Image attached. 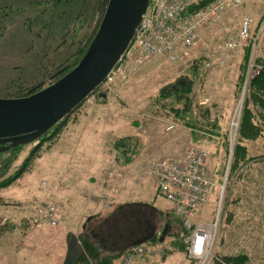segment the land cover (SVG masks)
I'll return each mask as SVG.
<instances>
[{
    "label": "rangeland",
    "instance_id": "374dc122",
    "mask_svg": "<svg viewBox=\"0 0 264 264\" xmlns=\"http://www.w3.org/2000/svg\"><path fill=\"white\" fill-rule=\"evenodd\" d=\"M99 2L100 0H0V98L12 99L18 94L39 92L72 71L83 51L92 44L91 42L89 45L87 40H91L96 29ZM240 13V18L246 16V13ZM193 54L192 51L189 55V65L194 59ZM261 55L258 60L260 63L264 60V43L261 46ZM246 56L247 53L240 68V80L239 76L236 78L237 97L233 103L227 102L228 111L224 107L220 109L209 94L205 98L201 93L203 89L211 87V84L213 88L217 86L215 84H221L224 81L223 74L214 82L209 77L208 81L202 79L203 77L195 80L168 57L157 58L131 76L119 79L111 92H101L98 88L90 96L92 104L84 102L85 107H104L103 110L112 112H108L107 117H119L120 128H117L119 125L107 127L105 140L117 138V141L129 137L124 141L131 144V148H122L114 156V160L120 161V202L151 203L158 211L161 221L157 227V237L146 243L147 245L143 244L148 249L146 256L149 257L150 264H191L187 260L182 237V232H185L174 213L173 204L160 194L158 180L149 172L152 161L177 156L178 152L188 146L203 147L209 152L208 174L218 185L216 195L209 205L198 210L195 220L215 221L218 207L222 205L216 258L224 262L227 257H244L246 264H264V124L260 123L258 126L262 132L255 139L241 140V126L248 107L250 84L245 92L241 125L231 160L229 152L230 119L241 99V77ZM205 68V71L210 72V69ZM59 71L61 75L57 76ZM188 82L192 84L194 92L191 94V98H195L193 106H184L183 103L175 105L172 98L161 97L162 92L169 94L175 87ZM204 98L207 100L204 101ZM76 115L75 112L71 114L68 122L73 121ZM170 125L175 128L168 131L167 127ZM174 135L177 136L174 138ZM57 140L55 138L48 144L44 142L41 155L27 165L23 175L11 186L0 189V213L23 211L27 213L26 217L21 212L18 216H12L11 220L28 223L32 204L47 199L38 197L30 200L32 192L22 199L20 191L29 186L31 178L34 180L39 166L46 164L48 156L42 155L57 146ZM111 143L112 146L114 143ZM39 144L40 140L24 145L12 157L10 154L0 155V163L7 159L11 162L6 177L19 171L33 147ZM239 145L246 149V158L235 167V152ZM61 147L71 149L72 143L68 146L63 144ZM173 147L176 148L172 149ZM261 167L263 169H259ZM110 175L113 177L114 173L111 172ZM261 175L263 179H260ZM40 186L42 189L49 188L48 182H42ZM115 191L117 192V188ZM48 198L51 200L53 197ZM64 221L65 219L59 226L65 224ZM86 223L87 220L83 224ZM166 224H169V232L161 241ZM3 227L0 226V232ZM80 231L83 235L78 239L80 242L74 244L76 247L70 243L74 254L69 257L64 236H60L56 244L52 239H41L34 233L24 239L19 236V231L12 237L2 236L0 264L17 262L18 259L20 261L19 254H15L14 250H24L25 246L20 241L23 240L26 244V239L36 251H40L41 258L50 260L49 264L55 259L57 264H75L74 256L84 248L82 238L85 232L82 229ZM29 259L31 261L32 257ZM217 263L219 262L215 264Z\"/></svg>",
    "mask_w": 264,
    "mask_h": 264
},
{
    "label": "built area",
    "instance_id": "2783aa9c",
    "mask_svg": "<svg viewBox=\"0 0 264 264\" xmlns=\"http://www.w3.org/2000/svg\"><path fill=\"white\" fill-rule=\"evenodd\" d=\"M197 1L150 0L130 46L99 91L111 92L119 79L131 76L157 58L168 57L183 69L189 67L190 51L203 32L208 37L204 44L208 69L227 67L230 55L243 50L247 53L241 77L243 90L228 131L231 160L241 125L245 92L264 71V60L258 62L264 43V0H258L263 5L258 20L250 16L240 18L235 13L251 0H213L203 8L192 10ZM86 102L92 104V99L89 97ZM173 129L174 126L167 128L168 131ZM208 161L209 152L205 148L188 146L177 156L159 158L149 165V172L158 180L160 194L173 204L174 213L184 229V244L191 264H225L215 255L222 205L218 207L215 221H195L198 210L209 205L218 191V185L208 174ZM31 209L28 221L35 227H58L62 221L61 204L53 198L35 201ZM6 222L4 219L0 226ZM147 252L146 246H135L123 256L120 264H148L144 260Z\"/></svg>",
    "mask_w": 264,
    "mask_h": 264
},
{
    "label": "crops",
    "instance_id": "0c3cea01",
    "mask_svg": "<svg viewBox=\"0 0 264 264\" xmlns=\"http://www.w3.org/2000/svg\"><path fill=\"white\" fill-rule=\"evenodd\" d=\"M240 12H242L243 15L246 13V16L258 20L262 15L263 5L258 0H251L244 7L235 11L238 15ZM207 38V33L203 32L200 41L194 50L192 49L190 51V54L193 51V61L201 60V68L203 71L200 72V78L202 76V79L208 81L209 77L210 80L214 82L223 74L222 77H224V81L221 84H215L217 86L214 88L213 84H211V87L203 89L201 93H203L205 98L209 94L213 102H217L220 109L224 107V109L228 111L227 102L233 103L237 97L236 78L241 75L240 68L244 61L245 52H243V50L234 52L228 59V67L218 71L210 69V73L209 71H205L207 50L204 44ZM205 98L204 101L207 100ZM221 105L224 106L221 107ZM85 106L86 104L82 105V107L80 106L75 112L77 115L74 117V120L69 121L64 126L61 134L57 138L58 145L42 155V157L44 155L48 156L46 164L44 166H39L37 176L34 180L31 178L29 186L20 191L23 196L22 199H25L31 192L32 196L30 200L38 197L47 198L46 200L49 199L48 197L55 198L56 201L61 204V219H65V224L58 227H51L48 225L35 227L26 221L21 223L16 219L11 220L12 216H18L21 212L23 217L27 215V213H23V211L19 212L14 208L16 211L0 213V220L7 219L6 224L0 232L1 238L2 236L12 237L19 231V236L22 237V239L34 233V235L36 234V236H39L41 239L44 237L52 239L53 243L56 244L58 238L64 236L67 242H65L66 253L69 257L70 254H74L70 243L74 246V244L80 242L78 240L82 234L80 229H82V232L83 230L85 232L93 217H98L97 220H101L119 208L120 203H127L120 202V161L117 159L114 160V156H116L115 152H117V150L114 149V144L117 138L110 141L104 139V135L108 133V131L105 130L107 127L119 125L117 128H120V119L118 116L107 117V115L112 112L108 111V113L103 110L104 107L93 109ZM176 136L177 135H174L173 137L175 138ZM112 141L114 144L111 146ZM70 143H72L71 149H64L61 147L63 144L68 146ZM174 148L176 147L172 149ZM169 153L172 152L169 151ZM180 153L181 151L178 152V154ZM115 161L117 164H115ZM259 169H263V167ZM111 172L114 173L113 177L110 175ZM40 174L41 176H39ZM260 179H263L262 175ZM42 182H48L49 188L42 189L40 186ZM116 188L117 192L115 191ZM102 196H104V198H102ZM245 204L247 203L245 202ZM6 207L9 208V206ZM86 220L90 221L87 223L86 229H84L83 223ZM20 242L24 244L25 249L19 252V249H15L14 252L15 254H19L22 260L20 259L19 261L18 259L17 262H8V264H49L48 262L50 260L41 258L40 251H36L34 246H31L29 242H27V239L26 244L23 240ZM22 246L23 245H21V248ZM39 248L41 249V246ZM114 250L115 249L108 251L109 254H107V256L120 253L119 249L117 252H114ZM28 256L32 257L31 261ZM148 259V256L144 258V260L150 264ZM56 260L57 259L51 260L50 264H57ZM73 260L76 262L75 256ZM121 260L120 257L114 258L111 264H120ZM189 263H191L190 260ZM211 264H215V262Z\"/></svg>",
    "mask_w": 264,
    "mask_h": 264
},
{
    "label": "water",
    "instance_id": "95a60500",
    "mask_svg": "<svg viewBox=\"0 0 264 264\" xmlns=\"http://www.w3.org/2000/svg\"><path fill=\"white\" fill-rule=\"evenodd\" d=\"M149 1L109 0L98 32L77 67L28 97L0 98V154L36 143L103 84L132 42ZM168 232L166 224L161 241ZM156 236L153 232L134 246L149 243Z\"/></svg>",
    "mask_w": 264,
    "mask_h": 264
},
{
    "label": "trees",
    "instance_id": "16d2710c",
    "mask_svg": "<svg viewBox=\"0 0 264 264\" xmlns=\"http://www.w3.org/2000/svg\"><path fill=\"white\" fill-rule=\"evenodd\" d=\"M213 0H198L192 6V10H197L203 8L208 3ZM109 0H100L98 5V19L95 32L91 36V40H87L89 45L94 40L98 29L100 27L102 18L108 7ZM5 9V8H4ZM1 13V12H0ZM2 23L0 22V26ZM1 35V34H0ZM89 47V46H88ZM88 48L83 51L81 56L75 62L73 69L79 65ZM201 60L192 61L190 67L184 68L185 72L189 77L200 78V72L203 71ZM193 73V75H192ZM61 72L57 73L60 76ZM191 75V76H190ZM203 75V74H202ZM186 76V74H185ZM63 77V76H62ZM187 77V76H186ZM60 78V77H59ZM202 78V76H201ZM195 79V80H196ZM37 91H30L26 94H18L16 98L28 97ZM193 92L192 84L188 82L187 84L175 87L169 94L162 92L161 97L164 99L172 98L175 105L184 104V106H193L195 100L194 96L191 98ZM248 107L244 113V119L241 126V140L243 138L253 140L258 136V133L262 132V129L258 126L264 124V71L250 83V92L248 93ZM255 105V106H254ZM189 106V107H190ZM257 106V107H256ZM254 107V108H253ZM186 109V108H185ZM69 117H66L57 126L51 129L47 134L42 136L39 140L40 143L34 146L31 150L29 157L25 160L21 169L17 171L13 176L6 177L7 169L10 168V160H4L0 163V189L7 188L14 184L24 173L25 168L29 163L39 157L42 153L41 148L46 144L51 143V141L61 134L62 129L67 124ZM206 122V121H203ZM186 124V123H185ZM207 124V123H206ZM210 126V124H207ZM125 139L129 137L121 138L115 142L114 149L119 151L127 148H131V144L125 143ZM43 143V144H42ZM240 146V145H239ZM235 152V167L238 166L239 162L244 160L246 149L242 146L239 147ZM23 146H19L15 149L10 150L4 154H10L14 156L21 150ZM4 154H0L1 156ZM4 163L5 166H4ZM4 167V168H3ZM158 211L155 206L151 203L141 204V203H126L120 205L112 214L97 220L98 217H93L87 229L85 235L82 238L84 248L78 251L76 256V264H111L114 258L124 256L130 249L134 247V244L138 241L146 239L153 232L157 234V227L160 225L161 219L158 217ZM174 221V220H173ZM168 222V221H167ZM169 223V222H168ZM170 224V223H169ZM164 230V229H163ZM163 235V232H162ZM185 235L182 232V237ZM156 238V237H155ZM162 238V237H161ZM154 241V240H153ZM157 241V239H156ZM118 249L120 253L107 256L108 251ZM225 264H246V258L244 257H227L224 260ZM222 264V263H217Z\"/></svg>",
    "mask_w": 264,
    "mask_h": 264
}]
</instances>
